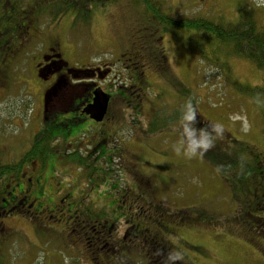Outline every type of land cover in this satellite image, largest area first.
<instances>
[{
  "label": "rangeland",
  "instance_id": "1",
  "mask_svg": "<svg viewBox=\"0 0 264 264\" xmlns=\"http://www.w3.org/2000/svg\"><path fill=\"white\" fill-rule=\"evenodd\" d=\"M36 3L18 0L32 11L31 24L16 29L10 49L0 53V166L25 158L52 113L74 122L62 133L67 137L46 142L43 162L33 158L3 181L32 209L0 210V264H264V231L236 217L246 199H234L223 172L200 149L185 155L207 140L222 152L238 155L246 144L264 155V70L203 32L163 23L202 18L228 26L243 3L264 29V5L81 0L80 10L53 8L51 15ZM53 44L71 67L111 68L92 88L111 95L102 122L64 113L73 107L62 105L63 96L79 90L82 98L90 85L75 82L48 95L35 76L36 59ZM244 90H259L257 101ZM55 101L61 105L52 110ZM198 121L217 135L198 130ZM4 198L11 200L1 196L0 205ZM105 222L118 232L110 246L87 236ZM135 224L164 238L179 257L153 256L148 240L127 235Z\"/></svg>",
  "mask_w": 264,
  "mask_h": 264
},
{
  "label": "trees",
  "instance_id": "2",
  "mask_svg": "<svg viewBox=\"0 0 264 264\" xmlns=\"http://www.w3.org/2000/svg\"><path fill=\"white\" fill-rule=\"evenodd\" d=\"M36 2L37 7L41 3V9L44 13L49 12L52 15L51 11H53V8L59 10L63 7H76L75 10H80L78 4L81 0H36ZM19 7L18 0H0V53L10 49L9 39L14 37L13 35L16 29L25 32L28 25L31 24L29 16L32 14V11L25 8L24 4H22L21 8ZM35 13L37 15V12ZM238 13V21L228 26L216 25L212 21L202 18L173 21L165 16L163 23L174 29L180 27L181 29L185 28L187 30L203 32L212 37L213 40L220 42L219 44L228 45L234 54L253 61L260 69L264 70V29L257 26L252 12L245 4L241 3L239 5ZM171 24H173L174 27ZM3 31H5V33H2ZM10 33L11 37L7 38L6 35ZM12 39L15 40V38ZM245 91L247 93L246 95H251V97L253 96L254 100H256L259 90H244L243 93ZM59 120L60 118H50L42 134L35 140L36 143H34L33 149L28 152L19 164L0 166V197L9 195L10 199H13V196H15L13 195L14 191H7V188L3 184L5 180L10 179V177L11 179L16 177L14 174L20 173L23 168L22 165L33 158V161L39 159L43 162L45 160V155H47L49 151L47 145L49 141H53L54 138L58 136L67 137L68 133L64 135H62V133H65L67 130L66 127H71L74 121L61 122ZM197 125L201 127L198 128L197 126L198 130L214 133L215 136L217 135V132H215L216 128L213 126L201 124L199 121ZM58 129L59 131L56 132ZM214 145L215 147H208L206 150L200 149L199 151L204 157L216 164L223 172V177L228 183V187L231 189L234 199L238 203L246 199L247 205L245 210L243 212H238L236 217L239 221L243 222L249 230L257 231V233L264 231V155L258 150H253L246 144L238 145V147H241L238 155L231 154L234 150L222 152L216 148V144ZM238 193L241 194L238 195ZM5 201H7L6 198L3 199V203ZM159 209L160 207H156V210ZM180 214L181 217H185L187 215L183 214L188 213L180 212Z\"/></svg>",
  "mask_w": 264,
  "mask_h": 264
},
{
  "label": "flooded vegetation",
  "instance_id": "3",
  "mask_svg": "<svg viewBox=\"0 0 264 264\" xmlns=\"http://www.w3.org/2000/svg\"><path fill=\"white\" fill-rule=\"evenodd\" d=\"M36 63H34V74L35 76L39 78H43V81L47 85L46 92H48V95H50L54 90H56L55 87L64 86L66 87L73 85L71 83H77L78 84H84L83 86H89V92L86 93L82 98L77 97V95L80 93L79 90L72 91L70 94L63 96L65 99L62 100V105L64 103H67L68 106H72L73 109H68L64 113H74L78 112L80 115L83 114L82 111L84 107L90 103H92L93 99V85L97 86L99 83L101 84L103 81H105L109 77V71H111V68H106L105 66H98L93 65L89 67H71L65 60L61 58V54L57 53V48L55 47V44L48 46L44 53H42L37 59ZM62 82V83H61ZM88 84V85H86ZM91 88V89H90ZM55 96V93L52 94ZM51 95V96H52ZM48 98V96H47ZM52 99V97H51ZM51 102V101H50ZM55 105H51V109H56V105H61L60 103H57L55 101ZM81 105V107H79ZM76 107V108H75ZM59 112L52 113L51 115L47 116L44 125L48 124L50 118L53 119V115H57ZM23 190V188L21 189ZM23 193V192H21ZM20 193V194H21ZM24 198H26L27 202V196L26 194H22ZM25 206V200L18 199V196H13V199L7 203L5 201L2 205H0V209L2 210V213L5 215H12L14 214L13 211L16 209L20 210H29L31 212L32 206H28V209L23 208ZM85 227V226H84ZM90 232L87 234V236L90 239H94L98 241L99 243H103L104 245L110 246L111 243L113 244L115 242V236H117V228H114L112 226H108V223L105 222L104 224H96L89 228ZM147 231V232H146ZM127 235H130L132 239H141L145 242H147L150 246L154 247L150 251V253L153 256H158V259L164 260L166 256L170 258L171 260L177 259L179 256L175 254L172 250V248H169L167 245L165 246V239H157L153 233L148 229H144L142 224H135L132 227V230L127 233ZM126 235V237H127ZM131 239V240H132ZM113 249V245L111 246V250ZM175 261V260H174ZM177 264H181L180 260L178 259Z\"/></svg>",
  "mask_w": 264,
  "mask_h": 264
},
{
  "label": "water",
  "instance_id": "4",
  "mask_svg": "<svg viewBox=\"0 0 264 264\" xmlns=\"http://www.w3.org/2000/svg\"><path fill=\"white\" fill-rule=\"evenodd\" d=\"M110 95L105 93L102 88L97 87L93 92V101L85 107L83 113L88 115L95 122H102L106 116Z\"/></svg>",
  "mask_w": 264,
  "mask_h": 264
},
{
  "label": "clouds",
  "instance_id": "5",
  "mask_svg": "<svg viewBox=\"0 0 264 264\" xmlns=\"http://www.w3.org/2000/svg\"><path fill=\"white\" fill-rule=\"evenodd\" d=\"M258 3H259V5H264V0H258ZM210 145H211V141L207 140V141H203V142L197 144L196 146L187 147V148H185V155L186 156L196 155L197 149L206 150ZM176 151L179 153L180 148L177 147Z\"/></svg>",
  "mask_w": 264,
  "mask_h": 264
}]
</instances>
